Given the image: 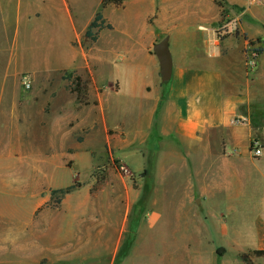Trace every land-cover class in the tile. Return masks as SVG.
Segmentation results:
<instances>
[{"label": "crops", "instance_id": "obj_1", "mask_svg": "<svg viewBox=\"0 0 264 264\" xmlns=\"http://www.w3.org/2000/svg\"><path fill=\"white\" fill-rule=\"evenodd\" d=\"M102 1L0 0V56L12 58L14 35L16 40L20 35H35L38 42L47 40L46 35H59L60 47L68 46L71 51L64 66L80 74L87 68L95 71L100 66L126 73L123 80L118 76L105 85L85 80L81 87L88 102L96 108L101 126L115 129L116 140L109 139L116 142L115 149H132L141 154L139 173L150 166L189 169L190 204L197 202L196 192H201V201L213 198L208 191L214 185L219 186L220 193H225L223 186L241 188L248 179V169L264 163V52L255 71L257 79L253 81L246 57L248 40L218 35L222 24L218 0H126L121 6L110 5L103 10V17L104 26L111 28H97L94 33L122 35L121 40L132 38L136 42L127 44V48L126 44L117 43L104 49L101 36L93 46L84 47L86 32ZM225 1L222 8L230 10L242 31H249L252 27L241 19L247 11L236 13L245 8L247 0ZM165 37H169L173 58V74L167 83L162 81L160 64L153 51L154 45ZM122 51L125 61L119 64L115 59ZM40 54H36V64L41 62ZM11 62H0V102L10 78L20 71L12 72ZM20 100L16 97L12 110L0 113L3 121L0 129L9 135L8 143L0 142V168H4L0 172V185L3 189H11V185L25 189L16 195L26 201L27 208L6 210L12 201L6 202L4 196L0 200V264H116L121 249L129 248L124 235L126 224L110 227L118 240L109 241L105 236L108 226L98 230V225L84 226V233L82 230L78 238V212L67 206L68 195L61 207L53 211V219L48 220L45 210L42 211L45 200L40 196L39 182L35 187L32 182L34 166L27 164V170L24 165L23 170L20 166L14 170L15 162L2 154L4 143L10 152L21 151L24 146L23 131L30 125L31 117L20 110L28 99ZM36 113L43 119V112ZM75 121L77 128L93 124L92 119L79 115ZM56 123L59 127V121ZM254 140L262 148L261 157H254L250 151ZM206 163L217 166L218 173L211 170L206 174L208 171L198 169ZM7 173L20 177L7 181ZM40 184L43 185V180ZM142 215L146 217L133 230L128 256L134 257L135 264L142 258L162 262L163 255L167 261V247L172 246L170 227L160 224L158 212ZM197 222L194 218L182 224L177 236L184 242L181 246L189 247L194 238L202 242L206 229ZM257 227L255 245L237 241L230 246L244 251L264 250L262 218ZM93 228H97L96 241L92 240Z\"/></svg>", "mask_w": 264, "mask_h": 264}, {"label": "rangeland", "instance_id": "obj_2", "mask_svg": "<svg viewBox=\"0 0 264 264\" xmlns=\"http://www.w3.org/2000/svg\"><path fill=\"white\" fill-rule=\"evenodd\" d=\"M217 3L221 8L222 21L218 35H233L241 40H248L246 57L250 78L254 81L257 79L255 71L259 58L264 52V9L250 6L247 1L245 8L236 10V13L244 9L247 11L241 19L252 28L245 32L237 26L238 20L230 14V10L222 8L225 7L226 1L218 0ZM46 36L47 40L38 42L35 35H20L18 40L14 35L12 58L0 56L1 63L12 61V72L20 70L18 76L14 75L9 80L4 99L0 102V113L11 111L15 98L18 97L23 102L28 99L27 105H22L20 110L21 114L29 113L31 117L30 125L23 129L25 137L21 151H9L6 147L8 145L5 144L9 141V135L6 136V132L0 129V142H5L2 145V154L15 162L12 168L14 170L17 166H20L21 170L23 165L24 170H27L28 165L34 166L31 178L34 187L35 183L39 182L40 196L45 200L42 211L45 210L46 218L52 220L55 213L53 211L61 207L59 194L53 196V192L76 184L78 188L67 196V206L77 209L78 238L82 230L84 233V226L98 225V230L108 226L105 236L109 241L118 240L110 227L126 224L127 231L124 235L129 248L121 249L116 264H123L124 261L125 264H135L134 257L128 256L133 242V230L146 217L142 214L148 212H158L161 215L160 224L170 227L172 246L167 247V261H164L166 259L163 255L162 262L154 263L152 258L146 261L142 258L136 264H264V257L252 254L253 249L246 248L244 251L230 246L237 241H244L249 245L256 244L257 223L260 218L264 220V163L248 169V179L241 188L223 186L225 193H220L219 186L214 185L208 191L213 198H203L201 201V192H196L197 202L190 204V184L187 183L189 169L150 166L144 173H139L143 161L141 154L132 149H115L116 142L109 141L111 138L116 140L115 129L104 125L102 127L96 108L91 106V101L88 102L82 81L96 80L105 85L113 82L118 76L122 80L125 79L126 73L100 66L99 69L96 67L95 71H89L87 68L80 74L73 68L64 66V60L69 59L71 51L68 46L60 47L59 35ZM101 36V46L104 49H110L117 43H124L127 48V44L136 42L132 38L123 41L122 35H97V41ZM97 41L85 36L84 47L88 44L93 46ZM123 51L115 59L119 64L125 61ZM38 52L42 53L41 62L36 64ZM248 52L255 55L253 65L249 63L251 56ZM105 56L109 57V52H106ZM25 78L31 82L30 89L24 86ZM16 83L19 84L20 90ZM255 85L257 86L256 82ZM78 89L80 97L76 92ZM1 91L0 88V96ZM95 104L98 106V103ZM36 112H43V119ZM77 115L92 119L93 124L77 128ZM1 118L0 128L3 127ZM58 121L60 126L56 127ZM209 164H201L198 169L208 171L206 174L211 170L218 173L217 166L210 167ZM3 169L0 168V172ZM19 177L6 175L7 181H16ZM42 180L43 185L40 184ZM24 191L25 189L16 185H11V189H3L0 185V200L4 196L6 202L12 201L5 209L27 208L26 201L16 195V192L21 194ZM226 194L229 198H226ZM194 218L206 229L202 242L194 238L189 242V247L181 246L184 242L177 239L181 234L178 230L183 223L186 224ZM96 231L97 228H93L91 232L92 240L95 241ZM222 249H225V252L219 254L218 251ZM160 250L158 249V255L161 256ZM170 253L172 262L169 260ZM244 256H247V261H244Z\"/></svg>", "mask_w": 264, "mask_h": 264}, {"label": "trees", "instance_id": "obj_3", "mask_svg": "<svg viewBox=\"0 0 264 264\" xmlns=\"http://www.w3.org/2000/svg\"><path fill=\"white\" fill-rule=\"evenodd\" d=\"M125 1L126 0H103L100 11L96 14L94 21L90 24V26L86 32V35H85L86 38H89L92 41H97V35L94 33L95 29L98 28L100 30L103 28H111L110 25L104 26L105 20L103 17V10L106 9L110 5L121 6L124 4ZM78 81L81 82V79L78 78ZM76 92L78 93V96L80 97L79 89ZM255 143H256L255 140L251 142V145H250V151L251 152L254 150ZM77 188H78V185L74 184V185H71L65 189L55 190L53 192V196L59 194V196H60L59 200L61 203L62 200L65 198V196L71 194ZM218 252H219V254H222V252H225V249H222L221 251H218ZM252 254H254L257 257H264V250H254V251H252ZM243 259H244V261H247V256H244Z\"/></svg>", "mask_w": 264, "mask_h": 264}, {"label": "water", "instance_id": "obj_4", "mask_svg": "<svg viewBox=\"0 0 264 264\" xmlns=\"http://www.w3.org/2000/svg\"><path fill=\"white\" fill-rule=\"evenodd\" d=\"M153 51L160 64L162 81L167 83L171 80L173 74V58L169 47V37H165L162 41L156 43Z\"/></svg>", "mask_w": 264, "mask_h": 264}, {"label": "built area", "instance_id": "obj_5", "mask_svg": "<svg viewBox=\"0 0 264 264\" xmlns=\"http://www.w3.org/2000/svg\"><path fill=\"white\" fill-rule=\"evenodd\" d=\"M250 6L259 7L264 9V0H247ZM248 55H250L249 63L250 65H253L255 63V59L253 58V53L248 52ZM249 65V64H248ZM24 86L27 89L31 88V82L25 78L24 80ZM252 154L254 157H261L262 155V148L260 147L259 143L256 142L254 146V150L252 151Z\"/></svg>", "mask_w": 264, "mask_h": 264}]
</instances>
